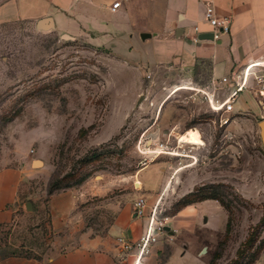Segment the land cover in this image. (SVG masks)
<instances>
[{
    "label": "rangeland",
    "instance_id": "1",
    "mask_svg": "<svg viewBox=\"0 0 264 264\" xmlns=\"http://www.w3.org/2000/svg\"><path fill=\"white\" fill-rule=\"evenodd\" d=\"M208 66L133 68L86 34L4 22L0 159L32 164V201L42 209L50 195L83 185L116 194L135 181L143 163L163 162L175 178V193L159 220L193 201L215 200L230 217V229L216 239L212 256L220 257L209 264H253L264 249V142L258 127L264 114L253 116L264 112V98L258 104L244 91L229 114L212 111L197 90L164 100L177 85L203 89L211 80ZM220 87L223 99L228 91ZM189 129L200 133L203 145L182 144L184 157L145 146L150 138L174 148L176 137ZM144 147L151 152L141 154Z\"/></svg>",
    "mask_w": 264,
    "mask_h": 264
},
{
    "label": "crops",
    "instance_id": "2",
    "mask_svg": "<svg viewBox=\"0 0 264 264\" xmlns=\"http://www.w3.org/2000/svg\"><path fill=\"white\" fill-rule=\"evenodd\" d=\"M115 2L119 8L112 10ZM207 5L229 19L228 34L213 38L204 21ZM12 21H43L59 34H86L133 68L191 71L207 64L210 79L220 81L253 63L264 66V0H8L0 5V24ZM32 170L22 158L0 159V264H134L136 251L126 254L119 238L135 243L146 232L152 208L160 214L175 193V178L157 162L139 169L138 182L116 194L83 185L50 195L42 209L32 201ZM138 198L145 200L142 218L133 212ZM161 219L165 233L139 264H208L227 222L215 200ZM253 264H264V249Z\"/></svg>",
    "mask_w": 264,
    "mask_h": 264
},
{
    "label": "built area",
    "instance_id": "3",
    "mask_svg": "<svg viewBox=\"0 0 264 264\" xmlns=\"http://www.w3.org/2000/svg\"><path fill=\"white\" fill-rule=\"evenodd\" d=\"M119 2H115L112 4L111 9L115 10L119 8ZM204 21L208 23L214 30L213 38L217 39L220 34H228L230 32V21L226 17H219L213 7L211 5H207L204 11ZM193 31L195 35L193 36L192 41L194 43L199 42V38L197 37L198 28L194 27ZM218 84H223L226 87L228 93L225 95L223 99H220L217 91L220 89ZM244 91H248L255 98H260L258 104L262 103V98H264V66L260 63H253L248 65L245 69H243L240 73H231L229 76L221 78L220 81H213L212 79L209 83L197 92L203 94L204 99L206 100L210 109L214 112H221L223 114H229L233 112L234 103L238 95ZM177 146L174 148H169L163 142H153L150 138L146 140L145 146H153L152 152L146 147L140 151L141 154H149L156 153H166L172 156V152L174 150L180 149ZM166 150V151H165ZM192 160H196L192 158ZM145 166L143 163L141 167ZM145 200L144 198H138L134 202V216L138 218H142L145 216ZM156 207H153L150 214L147 216L148 225L146 232L142 234L139 239L131 244L125 243L124 239L119 238V242L123 243V251L129 254L131 250H135L136 254H134V264H139L140 259L148 254L149 247L157 242L158 235H162L165 233L164 223L159 220L157 215Z\"/></svg>",
    "mask_w": 264,
    "mask_h": 264
},
{
    "label": "bare ground",
    "instance_id": "4",
    "mask_svg": "<svg viewBox=\"0 0 264 264\" xmlns=\"http://www.w3.org/2000/svg\"><path fill=\"white\" fill-rule=\"evenodd\" d=\"M179 90L180 88H175L174 90H172V93H175ZM181 90H192V91L198 90L199 91L200 89H195L191 86H187L186 88H183ZM169 95L166 98H168ZM200 139H201L200 133L196 129H189L185 133L180 134L178 136L177 140L180 144L178 147L180 148L182 144H187V145L192 144L193 146H202L203 141L202 140L200 141ZM159 154H162V153L159 152ZM171 155L174 157H184L185 153H182L179 149H177V150H174Z\"/></svg>",
    "mask_w": 264,
    "mask_h": 264
},
{
    "label": "trees",
    "instance_id": "5",
    "mask_svg": "<svg viewBox=\"0 0 264 264\" xmlns=\"http://www.w3.org/2000/svg\"><path fill=\"white\" fill-rule=\"evenodd\" d=\"M204 200H206V199H204ZM204 200H199V201H193V202H191V203H189V204H186V205H184V206H182V207H185V206H187V205H190V204H193V203H196V202H201V201H204ZM209 200H212V199H209ZM181 207V208H182ZM180 209V208H179ZM179 209H176L174 212H172L171 214H174L177 210H179ZM230 229V217H228L227 218V222H226V225H225V231L226 232H228V230ZM246 243L247 244H251V241H246ZM238 252H240V249H238L237 250V254H238ZM220 257V255H219V253H214V255L212 256V258L210 259V261H209V263L211 262V261H213V259H218ZM208 263V264H209Z\"/></svg>",
    "mask_w": 264,
    "mask_h": 264
},
{
    "label": "water",
    "instance_id": "6",
    "mask_svg": "<svg viewBox=\"0 0 264 264\" xmlns=\"http://www.w3.org/2000/svg\"><path fill=\"white\" fill-rule=\"evenodd\" d=\"M38 24L39 23H43V21H38L37 22ZM259 127H260V136H261V139L262 141L264 142V120H262L260 123H259ZM35 164V165H34ZM34 166H38L39 165V161H35L33 163ZM165 230V228H164ZM205 249L202 250V252L204 253Z\"/></svg>",
    "mask_w": 264,
    "mask_h": 264
}]
</instances>
